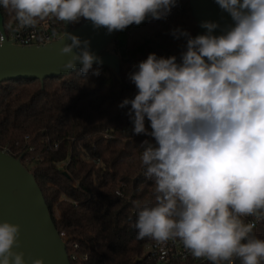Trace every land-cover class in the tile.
Listing matches in <instances>:
<instances>
[{"label":"clouds","instance_id":"clouds-1","mask_svg":"<svg viewBox=\"0 0 264 264\" xmlns=\"http://www.w3.org/2000/svg\"><path fill=\"white\" fill-rule=\"evenodd\" d=\"M231 23L203 20L183 38L176 55L149 53L127 73L132 98L127 109L133 135L143 134L140 163L153 184L151 202L133 201L137 239L163 245L178 239L193 257L212 264H262L264 238L255 225L264 221V0H214ZM177 0H0L20 28L54 18L90 20L108 33L146 20L164 19ZM220 29L219 33L214 30ZM70 41L62 65L88 77L100 74L102 59L89 41L65 31ZM75 49V51H73ZM96 65L94 67L93 65ZM148 127L145 126V121ZM251 218V219H248ZM20 225L0 220V264H44L24 257Z\"/></svg>","mask_w":264,"mask_h":264},{"label":"trees","instance_id":"trees-1","mask_svg":"<svg viewBox=\"0 0 264 264\" xmlns=\"http://www.w3.org/2000/svg\"><path fill=\"white\" fill-rule=\"evenodd\" d=\"M0 11L6 28L14 14ZM84 20L69 23L70 28ZM176 26L196 35L189 0H177L164 19L124 29L125 39L115 40L111 49L120 59L119 76L100 67L98 76L89 73L87 79L74 70L42 81L0 83V149L20 158L33 173L58 235H66L69 264H155L144 249L154 240L137 239L133 227V201L151 202L154 197L139 147L142 140L153 138L133 135L126 114L130 105H117L136 91L127 73L138 61L149 53L179 59L183 38L169 34ZM255 234L264 238V223ZM73 252L75 260L70 258Z\"/></svg>","mask_w":264,"mask_h":264},{"label":"water","instance_id":"water-1","mask_svg":"<svg viewBox=\"0 0 264 264\" xmlns=\"http://www.w3.org/2000/svg\"><path fill=\"white\" fill-rule=\"evenodd\" d=\"M189 3L192 18L198 26L196 35L205 31L200 27L203 20L217 21L221 27L231 23L229 14L220 9L214 0H189ZM60 23L63 25L62 34L55 41L39 46H20L4 38L0 11V34L3 36L0 44V83L17 79L42 81L67 76L78 70L79 63L73 70L62 67L70 58V54L60 52V48L70 42L64 36L65 31L72 32L81 40L87 39L90 50L102 59L99 67L109 68L119 76L120 59L106 48L122 31L108 33L105 27L93 28L91 21L86 19L74 28H70L68 22ZM219 31L218 28L214 33ZM93 66H96L95 63ZM64 175L67 176L66 173ZM4 219L20 225L21 244L16 250L23 251L26 260L32 257L42 258L44 264H69L65 242L56 231L33 173L23 167L20 158L0 150V220Z\"/></svg>","mask_w":264,"mask_h":264},{"label":"built area","instance_id":"built-area-1","mask_svg":"<svg viewBox=\"0 0 264 264\" xmlns=\"http://www.w3.org/2000/svg\"><path fill=\"white\" fill-rule=\"evenodd\" d=\"M61 34L62 29L58 21L54 18H47L43 21H38L37 24L31 28H20L17 25L14 15L6 23V28H4L3 31V36L6 40H11L20 46H39V44L42 45L50 43L55 41ZM3 36L0 34V44L3 42ZM0 150L7 154L5 149ZM115 195L120 196V191L117 190ZM263 223L264 221L256 223L254 231L256 232L257 228ZM59 235L63 240L66 238V235H64L63 232ZM76 248V245H72V249ZM144 249L146 256L153 260L155 264H212V262L207 261L206 258L193 257L191 253L183 247L182 243L178 239L169 240L163 245L158 244L156 241H152L151 243L145 245ZM70 258L75 260L77 256L73 252ZM82 259L86 260V257L83 256ZM232 264H239V260L234 259Z\"/></svg>","mask_w":264,"mask_h":264},{"label":"rangeland","instance_id":"rangeland-1","mask_svg":"<svg viewBox=\"0 0 264 264\" xmlns=\"http://www.w3.org/2000/svg\"><path fill=\"white\" fill-rule=\"evenodd\" d=\"M115 38H116V41H123L125 39L123 32H120V34H118ZM112 44L109 46V48H106L109 52H112L111 51Z\"/></svg>","mask_w":264,"mask_h":264}]
</instances>
